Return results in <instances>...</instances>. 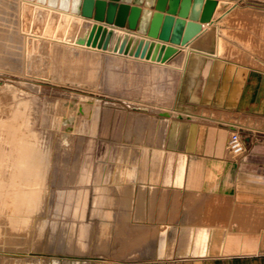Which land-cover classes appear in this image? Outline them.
Masks as SVG:
<instances>
[{"label": "rangeland", "instance_id": "rangeland-1", "mask_svg": "<svg viewBox=\"0 0 264 264\" xmlns=\"http://www.w3.org/2000/svg\"><path fill=\"white\" fill-rule=\"evenodd\" d=\"M216 1L217 15L224 14L206 27L217 32L212 75L222 68L220 53L264 54V12L249 9H264V0ZM30 2L0 0V264H121L132 247L115 237L134 220L128 208L135 194L128 189L135 184L136 155L163 142L166 119L179 113L171 107L180 102L181 76L186 65L195 71L200 55L179 47L163 62L78 43V35L70 43L75 17L62 15L60 0L55 12L46 10L47 0ZM128 4L149 8L146 0ZM150 8L165 13L171 5ZM173 14L180 16V8ZM242 41L249 47L232 46ZM235 70L229 64L225 75ZM87 99L89 111L77 114L73 107ZM16 126L36 132L45 151L24 156L11 146L23 169L10 172L6 152ZM8 173L14 176L6 189ZM34 180L41 191L32 202Z\"/></svg>", "mask_w": 264, "mask_h": 264}, {"label": "crops", "instance_id": "crops-1", "mask_svg": "<svg viewBox=\"0 0 264 264\" xmlns=\"http://www.w3.org/2000/svg\"><path fill=\"white\" fill-rule=\"evenodd\" d=\"M221 17L216 9L213 20ZM215 30L204 27L185 44L200 61L181 76L171 107L179 113L166 119L155 152L136 155L134 220L115 237L132 247L121 264H264V54L220 53L212 75ZM229 64L236 70L227 76ZM235 129L245 136L240 156L227 148Z\"/></svg>", "mask_w": 264, "mask_h": 264}, {"label": "water", "instance_id": "water-1", "mask_svg": "<svg viewBox=\"0 0 264 264\" xmlns=\"http://www.w3.org/2000/svg\"><path fill=\"white\" fill-rule=\"evenodd\" d=\"M88 1H90V8L87 11L86 4ZM100 1H104L102 15L99 14ZM119 1H121V3H119ZM128 1L129 0H80L79 7L76 10L71 7L74 13L81 12L82 17L87 20L94 16L96 20L103 21L111 27L108 29L103 25L93 24L91 21H79L80 18L75 17V21L73 20L72 22L74 24L73 28L72 25L70 28L73 30V33L66 36L73 39L78 35L76 39L78 43H86L94 47L97 46L103 49L114 50L115 52L119 51L120 53L145 57L147 59L151 58L152 60H161L163 62L177 53L179 47L175 46L176 43L173 41L167 44L162 36H160L158 41L150 39L151 37H157V33L154 34L153 19H151L152 14L143 29L141 28L142 21L138 26V31L143 33L142 36L135 35L129 31L124 33V31L115 28L123 27L126 24L130 31L137 28L141 8L138 6L130 7ZM197 1L198 0H195V2ZM158 2L159 0H146V4L149 8L151 6H157L159 8ZM208 3L210 4L208 14L202 15L199 18L203 23L209 22L213 18L214 12L216 9H219V4H221L219 2L217 3L216 0H207V4ZM69 7L70 6H68L66 10H68ZM125 7L128 13L123 20H120V14ZM61 8L63 7L61 6ZM199 27L201 30V26ZM78 30L80 31L78 32ZM145 34L150 38H145ZM64 36L65 35H59L58 37L63 38ZM191 39L192 38H187L182 44L185 45Z\"/></svg>", "mask_w": 264, "mask_h": 264}, {"label": "bare ground", "instance_id": "bare-ground-1", "mask_svg": "<svg viewBox=\"0 0 264 264\" xmlns=\"http://www.w3.org/2000/svg\"><path fill=\"white\" fill-rule=\"evenodd\" d=\"M40 1H44V0H40ZM47 1H48V5L45 6L46 7V10L49 11V9H51V10L53 9L54 12H55L54 6H55L57 0H47ZM23 2L32 3V2H30V0L29 1L28 0H23ZM60 3H61V6L63 7L62 8L63 11L61 10L62 15H67V16L70 15L71 17H78V15H76L74 12L73 13L72 12H67L66 8L68 6H71V7H73L76 10L79 7L80 0H60ZM168 4L171 5V10H168L165 13L158 12V11H156V9H152V8H142L141 9V13H140V19L142 21L141 28L142 29L144 28V26L147 23V20L149 19L150 15L152 14L151 19H153L154 34L157 33V37H155V38H153V37L150 38L148 35H144L145 38H150L151 40L154 39V41H158L160 39V36H162L164 38L163 40H165L167 44L168 43H171L173 41L174 43H176L175 46L183 48L185 45H183L182 42L184 40H186L187 38H194L198 34H200L202 32V30H203V26L204 27H207V26H211V25L216 24V20H213V18L209 22H204L203 23L200 20H194V19H192V16H191V18L190 17H187L188 15H194V14L195 15H199V16H202V15H205V14L207 15L208 14V11H209V7H210V4L209 3L207 4V0H198L197 2H193L192 0H159V2H158L159 7H161V8H165ZM34 5H38L39 6L38 3L37 4L35 3ZM103 5H104V1H100V9H99V14L100 15H102ZM89 8H90V1H88L87 4H86V10L88 11ZM179 8H180V16H177V15L173 14V12L176 11V10H178ZM56 12H57V10H56ZM43 13H46V12L44 11ZM127 13H128V10L125 7L122 10L121 14H120V20H123L125 18V16L127 15ZM79 17H81V19H84V17H82V16H79ZM94 20H96V19H94ZM96 21H99V20H96ZM199 26H201V30H200V27ZM118 29H120L121 31H125V29L122 30L123 28H121V27H118ZM127 31H129L130 33H133L135 35L142 36L141 33H139L138 31H130V30H127ZM54 39L56 40L55 37H54ZM70 40L71 39H69V41H68L66 39V41H68L70 43L71 42L73 43L74 38H73V41H70ZM29 42H31V40ZM41 42H42V40H41ZM39 51H40V49H39ZM29 61H30V59H29ZM91 102H92V100H90V99H87V100H85L83 102H80V103L76 104V107H73V110H75V108H76L78 110L77 111V114L86 113V112L89 111V108L91 107L90 106L91 105ZM75 116H76V114H75ZM23 127H24V125H23ZM23 127L22 128H20V127L17 128V126H16L17 131L14 134L15 137L13 136L14 138L11 139V140H9V141L6 139L8 141V148H7L6 156H7V158H10L11 160H13L12 161L13 163L11 165L10 164L7 165V167L9 166V171L10 172H13L14 171L13 169H15L17 171L18 170L20 171V170L23 169V165L18 161V160H21L20 158H18V153L13 154V152L11 151V146L17 147L16 148L17 150H21V152H24L23 153L24 156H26L27 152L28 153H31V152L37 153V151H42V152L45 151V150H42L41 149V145L39 144L40 137L36 134V132H34V131H27V129H25ZM9 139H10V136H9ZM46 142H47V140H46ZM42 146H43V143H42ZM17 162H19V163H17ZM15 163H16V166H17L16 168L14 167ZM24 167H25V165H24ZM14 174H15V172H14ZM14 174L13 173H8V176H7L8 178H7V182H6V184H7L6 189L9 188V183L12 180V177L14 176ZM33 175H34V173H33ZM33 178L35 179V176ZM24 187H25V185H24ZM40 188H41V186H40ZM26 189H28V188H26ZM38 190L41 191V189H39V181L34 180L32 182V184H31V186H30V195H31L30 200L32 202L33 201H36L37 198H39V192H38ZM28 205H29V201H28ZM21 210H22V208H21ZM19 211H20V209H19ZM28 211H29V209H28ZM16 216H17V214H16Z\"/></svg>", "mask_w": 264, "mask_h": 264}, {"label": "built area", "instance_id": "built-area-1", "mask_svg": "<svg viewBox=\"0 0 264 264\" xmlns=\"http://www.w3.org/2000/svg\"><path fill=\"white\" fill-rule=\"evenodd\" d=\"M229 152L235 156H240L246 151L245 136L239 129L233 130L227 140Z\"/></svg>", "mask_w": 264, "mask_h": 264}]
</instances>
